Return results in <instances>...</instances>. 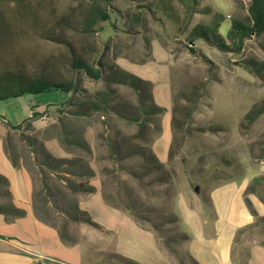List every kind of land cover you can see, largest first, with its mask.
Returning <instances> with one entry per match:
<instances>
[{
  "label": "rangeland",
  "instance_id": "1",
  "mask_svg": "<svg viewBox=\"0 0 264 264\" xmlns=\"http://www.w3.org/2000/svg\"><path fill=\"white\" fill-rule=\"evenodd\" d=\"M248 1L115 0L103 5L98 0H0V70L45 72L65 79L71 76L73 53L90 60L102 54L127 72L151 80L155 86L153 100L164 108L162 115L152 116L144 139H134L150 147L157 140L155 153L164 167L149 170L148 160L129 149L128 137L136 132V126L113 112L87 119L65 116L67 141L62 142L57 114L53 108L46 109L63 101L65 94L53 91L0 100V160L9 161L4 149L9 125H18L33 113L43 114L35 119L37 127L28 131L30 136L44 145L58 142L60 153L47 148L56 158L83 159L59 166L55 175H50L44 166L42 169L51 194L52 218L61 227L66 217V237L84 242L82 257L87 263L118 264L111 258L113 236L67 218L74 212L71 200L78 203V193L72 192L61 178L87 179L82 174L90 162L97 164L100 171L113 169V173L101 171L103 192L155 233L158 245L174 264H194L186 247L189 240L183 236H191L187 212L210 214V189L244 176L264 157V110L253 120L245 117L254 106H264V80L249 72L246 65L251 59L264 61V34L246 38L237 53L219 51L200 38L189 43L197 24H218V31L225 36L232 19L247 20ZM101 9L109 14L108 20L96 15ZM145 37L150 40L152 52L145 45ZM187 44L197 54L191 53ZM198 53L205 54L208 60ZM150 54L152 60L145 63ZM83 86L92 93L102 83L84 78ZM115 88L118 96L114 103H124V112L132 115V107L137 104L135 92L124 85ZM85 96L82 93L75 99ZM182 107L188 109L189 116L181 111ZM161 122L163 133L158 136L157 125ZM105 137L112 140L119 155L115 159L119 158L123 168H115ZM69 140L86 141L93 147L92 152ZM8 142L10 153L21 166L19 171L27 169L39 188V171L29 147L17 131H10ZM36 156L42 159L40 153ZM3 200L0 192V202ZM24 227V236L31 246H36L30 223ZM10 229L21 230L15 224L0 228V233ZM260 237L256 232L246 233L240 242H258ZM241 248L238 259L243 260L245 252ZM73 257L80 258L77 254Z\"/></svg>",
  "mask_w": 264,
  "mask_h": 264
},
{
  "label": "trees",
  "instance_id": "2",
  "mask_svg": "<svg viewBox=\"0 0 264 264\" xmlns=\"http://www.w3.org/2000/svg\"><path fill=\"white\" fill-rule=\"evenodd\" d=\"M103 5H108L115 0H98ZM134 1V0H130ZM248 18L246 21L234 18L231 20L230 26L227 30L226 35H222L218 31V24L206 26L203 24H197L193 28L189 37V43L192 45L195 38H200L210 46L215 47L217 50L222 52H234L237 53L241 50L243 42L246 38L255 36L259 37L264 34V0H249L247 4ZM96 15L101 20H108L109 14L105 9L98 10ZM88 29V28H87ZM145 45L151 52L150 40L145 37ZM188 45V50L197 54L194 47ZM204 60H208L207 56L203 53H198ZM151 59V54L147 60ZM70 70L71 76L65 79L53 78L45 72L41 73H30L25 72L21 69H2L0 70V100L8 99L12 97H18L24 94H39L43 92L57 91L66 95V99L62 102L52 104L53 106L46 109V111L53 108L57 114V122L59 125V138L62 142L67 141V130L65 123V116H71L76 119H87L93 115L104 116L109 112H113L118 118L123 119L126 122L133 123L136 126V132L132 134L128 139H131V145H129L130 152L133 154H139L146 158L149 162V170L163 168L164 164L156 156L152 147L145 144H141L134 139H144L146 132L149 130V124L152 121V116L162 115L164 108L154 102L152 97V82L136 76L130 72L124 70L119 64L113 61H108L103 57L102 54L90 59L83 57L81 54L73 53L70 59ZM249 72L264 80V61H256L254 59L246 61ZM87 78L92 81H100L102 87L89 93L88 90L83 86V80ZM115 85H124L133 90L137 97V104L132 107L134 113L128 115L124 112V103H114L117 98V89ZM85 93L84 98L75 99L79 94ZM264 110V106L257 108L253 107L249 112L246 113L245 117L248 120H253L260 112ZM45 111V112H46ZM182 112L189 116L188 109L182 107ZM43 113H33L29 118H26L22 123L12 126L9 125L10 130L7 132L6 141L4 142V149L12 162L17 167L18 163L14 156L10 153L8 148V137L10 131H17L19 137L29 147L33 154L34 163L38 168L40 177V187H35L33 176L30 173L33 182V193H32V207L36 218L46 224L55 227L61 240L70 244L75 241L67 239L66 233V217L60 226L54 222L50 205V192L49 186L45 182L46 173L42 166H44L50 175L57 174L59 166L66 164L73 165L77 162L83 161L82 158H56L54 157L45 147L43 142L37 140L36 137L30 136L28 131L34 130L33 121L37 116ZM174 117H171V123L173 124ZM162 126L161 123L157 125V134H161ZM103 138L102 134L99 135ZM71 143L83 147L88 153L92 152L90 145L86 141L69 140ZM105 141L109 148L110 157L113 160L115 168H123L119 158L117 150L113 147V142L110 138L105 137ZM40 153L42 156L41 160L37 159L36 154ZM103 173H113V169L108 167L101 169ZM29 172V171H28ZM66 173L75 176L76 173L65 171ZM93 171L86 165V172L83 176H89ZM61 178V177H60ZM66 186L72 192H93L94 187L89 184L87 180L83 181H72L68 177L61 178ZM103 186L104 182L101 181ZM0 192L5 200L0 202V214H3L7 220H12L16 217L24 215L25 211L22 208L17 207L12 201V194L8 189V179L0 174ZM254 193L264 203V176L258 175L252 179L244 190V201L245 204L254 217V221L236 231L234 236V244L240 242L241 237L246 234L258 233L261 237L259 238V244L264 246V215H259L255 210L252 202L250 201L248 194ZM104 201L114 207H119L112 201V197H109L103 192ZM70 206L74 212L69 213L67 218L71 221H81L92 227L102 230V227L92 220L87 211L79 208L77 202L71 200ZM120 208V207H119ZM65 215V213H63ZM135 219V218H134ZM185 239L190 240L191 236L184 234ZM3 238L2 235H0ZM171 241V240H170ZM169 244V243H168ZM192 263L199 264L190 254H188ZM111 258L118 261V264H142L134 259L128 258L115 251L111 254ZM33 264H65L58 259L48 258H34Z\"/></svg>",
  "mask_w": 264,
  "mask_h": 264
},
{
  "label": "crops",
  "instance_id": "3",
  "mask_svg": "<svg viewBox=\"0 0 264 264\" xmlns=\"http://www.w3.org/2000/svg\"><path fill=\"white\" fill-rule=\"evenodd\" d=\"M161 47L167 52L163 46ZM154 90L155 86L152 82V96ZM32 123L36 126L35 120ZM157 145L155 139L151 146L154 153ZM45 146L52 153H60L61 147L56 141H50ZM90 147L93 148L91 145ZM8 160L1 158L0 174L8 179V189L12 194L13 203L24 209L25 213L22 217L12 220H7L3 214H0L1 229L15 224L21 229H10L5 234L0 233L3 236L0 237V264H33L34 258L58 259L65 264H94L83 260V241L76 240L66 244L61 240L55 227L36 218L32 207L33 182L30 173L27 169L19 171L21 166L15 167L9 157ZM88 167L93 173L84 177H87L85 180L94 187V191L77 192L78 206L88 212L92 220L102 227V231L113 236L114 251L142 264H174L158 245L156 235L151 229L138 223L128 211L104 201L102 172L93 162H90ZM258 175L264 176V157L244 176L232 178L210 189L208 195L210 214L200 216L196 212H187L185 219L191 238L186 247L188 254L199 264H264L263 245L257 242L234 244L236 231L254 221L244 201V190ZM248 197L257 213L264 215V203L259 197L254 193H249ZM24 222L30 223L34 239L37 241L36 246H31L28 238L24 236ZM240 246H242L240 250L245 252L243 260L238 259ZM74 254L79 255L80 258L73 257Z\"/></svg>",
  "mask_w": 264,
  "mask_h": 264
},
{
  "label": "water",
  "instance_id": "4",
  "mask_svg": "<svg viewBox=\"0 0 264 264\" xmlns=\"http://www.w3.org/2000/svg\"><path fill=\"white\" fill-rule=\"evenodd\" d=\"M194 191H195V192H198V191H199V187H198V186H195V187H194Z\"/></svg>",
  "mask_w": 264,
  "mask_h": 264
}]
</instances>
